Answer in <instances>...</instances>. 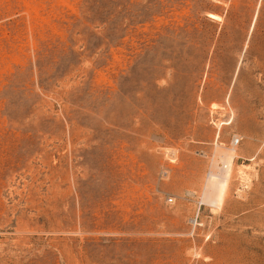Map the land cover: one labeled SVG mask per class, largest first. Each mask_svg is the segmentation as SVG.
<instances>
[{"label": "rangeland", "instance_id": "obj_1", "mask_svg": "<svg viewBox=\"0 0 264 264\" xmlns=\"http://www.w3.org/2000/svg\"><path fill=\"white\" fill-rule=\"evenodd\" d=\"M0 264H264V0H0Z\"/></svg>", "mask_w": 264, "mask_h": 264}, {"label": "bare ground", "instance_id": "obj_2", "mask_svg": "<svg viewBox=\"0 0 264 264\" xmlns=\"http://www.w3.org/2000/svg\"><path fill=\"white\" fill-rule=\"evenodd\" d=\"M231 165V164H230ZM225 179H226V177H225ZM217 184H219V183H217ZM220 186V185H219ZM217 189H219L218 187H217ZM221 191V190H220Z\"/></svg>", "mask_w": 264, "mask_h": 264}, {"label": "built area", "instance_id": "obj_3", "mask_svg": "<svg viewBox=\"0 0 264 264\" xmlns=\"http://www.w3.org/2000/svg\"><path fill=\"white\" fill-rule=\"evenodd\" d=\"M238 143H239V141L236 142V144H238Z\"/></svg>", "mask_w": 264, "mask_h": 264}]
</instances>
